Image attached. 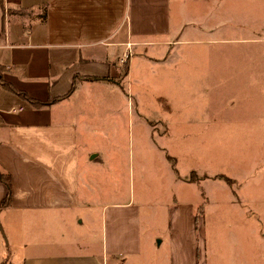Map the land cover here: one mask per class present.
Masks as SVG:
<instances>
[{"label": "crops", "instance_id": "crops-1", "mask_svg": "<svg viewBox=\"0 0 264 264\" xmlns=\"http://www.w3.org/2000/svg\"><path fill=\"white\" fill-rule=\"evenodd\" d=\"M181 52L203 64L198 113L174 105L179 80L166 66ZM261 52L264 0L0 1V64L12 87L0 84V171L11 182L10 203L1 206L7 189L0 180V264H127L141 254L148 226L163 225L162 214L167 230L154 231L152 246L161 236L171 264H196L194 228L209 195L197 185L212 177L220 195L230 191L246 218L263 225ZM135 63L141 69L133 77ZM12 89L51 103L35 107ZM128 94L140 103L139 94H153L164 104L133 109ZM119 98L127 101L126 122ZM101 117L111 120L102 127L106 149L96 140ZM133 131L159 153L156 165L178 164L169 141L186 156L174 201L151 220L143 190L135 200L99 182L114 175L110 147Z\"/></svg>", "mask_w": 264, "mask_h": 264}, {"label": "rangeland", "instance_id": "rangeland-1", "mask_svg": "<svg viewBox=\"0 0 264 264\" xmlns=\"http://www.w3.org/2000/svg\"><path fill=\"white\" fill-rule=\"evenodd\" d=\"M138 52L135 51L134 54H131V60H137ZM162 54L163 52H160L159 57H162ZM197 54L202 55L203 52H197ZM263 55L264 52H261V58ZM176 59L178 62L175 61L166 66V69L172 71V77L179 80L178 85L176 84L179 89V94H176L178 100L177 103L174 102V105L180 106L181 111L201 112L205 96L202 61L197 60L194 64L186 62V52H181ZM136 63L133 65V77L141 69L138 66L135 67ZM151 67L155 70L159 68L155 65H151ZM152 97L153 94H139L141 103L135 94H128L127 98L130 102V108L136 109V107L142 106L145 112H150L157 107L159 109L164 104L162 99L161 101L152 100V102L150 100ZM100 106L106 107L107 104H100ZM117 109L122 112L120 118L126 122L129 117L126 98L117 99ZM132 118L134 120L135 116ZM110 122L111 120L108 118L101 117L100 129ZM98 134L96 140L103 147L102 149H106V143L103 142L105 137L102 134L107 135V129L103 128L100 132L98 131ZM132 134L133 137L130 141L127 140L126 136L123 137L121 146L110 147L112 158L116 162L112 167L114 175L110 174L109 177H104L99 182L100 186L109 187L115 191L120 190L123 195L134 196L135 200L138 199L140 191L143 190L145 198L152 204L147 209L150 219L156 210H159L161 215L160 209H162L161 206L165 201H174L176 197L174 190L179 186L176 172L179 170V166L183 168L187 166L186 156L185 158L182 157L180 155L181 148L169 141L168 152L170 155L176 154V158L179 159L178 164L173 166L172 163L164 162L156 165V160H159V153L155 151L154 146L144 138L136 137L135 131ZM104 159L105 157H103ZM214 163L212 161L209 165ZM203 164L204 162H201L200 165ZM217 167L218 163L210 166V170L215 173ZM218 183V179L212 177L207 183L210 188L203 184L202 187L197 185L199 192L202 193L206 190L209 195H207L208 199L205 196L202 197L200 205L204 207V212L201 213V220L198 219L194 228L196 264H264V224L258 225L246 218V207L243 205L240 207L231 201L230 191H228L227 198H224V194L220 195L225 192ZM163 186L166 192L161 194L158 191ZM161 199L163 200L161 201ZM158 222H163V225H160V228L156 227L154 231L162 234V228L168 224L166 215L162 214V219L158 218ZM154 231L148 226L146 235L142 238L141 254L137 258L129 260L127 264H171L169 242L166 239L159 236L155 239L156 243L157 239L160 240L159 245L157 247L152 246L151 240Z\"/></svg>", "mask_w": 264, "mask_h": 264}, {"label": "trees", "instance_id": "trees-1", "mask_svg": "<svg viewBox=\"0 0 264 264\" xmlns=\"http://www.w3.org/2000/svg\"><path fill=\"white\" fill-rule=\"evenodd\" d=\"M0 1H2V0H0ZM4 69H5L4 66H2L0 64V84L2 86H4L5 88L7 87V88H10L11 89L12 88L11 85L8 84V83H6L3 80L2 73H3ZM13 91H15L21 97L26 98L35 107H42V106H45V105H49L51 103V102H41V101L32 99L26 93L21 92V91H18V90H13ZM0 180L5 184L6 189H7L6 196L1 201V206H7V205H9L10 199H11V182H10V176H9V174L0 171Z\"/></svg>", "mask_w": 264, "mask_h": 264}, {"label": "built area", "instance_id": "built-area-1", "mask_svg": "<svg viewBox=\"0 0 264 264\" xmlns=\"http://www.w3.org/2000/svg\"><path fill=\"white\" fill-rule=\"evenodd\" d=\"M125 57H127V55H125Z\"/></svg>", "mask_w": 264, "mask_h": 264}]
</instances>
